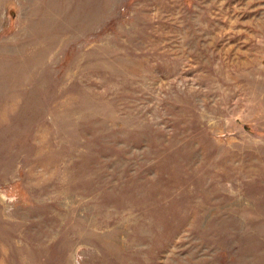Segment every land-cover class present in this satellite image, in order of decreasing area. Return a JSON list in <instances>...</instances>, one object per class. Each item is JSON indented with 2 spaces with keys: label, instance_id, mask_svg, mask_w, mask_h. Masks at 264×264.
<instances>
[{
  "label": "rangeland",
  "instance_id": "374dc122",
  "mask_svg": "<svg viewBox=\"0 0 264 264\" xmlns=\"http://www.w3.org/2000/svg\"><path fill=\"white\" fill-rule=\"evenodd\" d=\"M0 264H264V0H0Z\"/></svg>",
  "mask_w": 264,
  "mask_h": 264
}]
</instances>
